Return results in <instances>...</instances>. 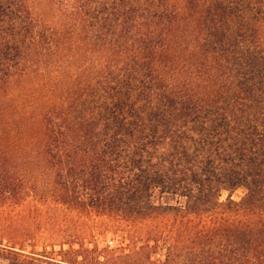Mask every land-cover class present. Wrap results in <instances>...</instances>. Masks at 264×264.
I'll use <instances>...</instances> for the list:
<instances>
[{"label": "trees", "instance_id": "trees-1", "mask_svg": "<svg viewBox=\"0 0 264 264\" xmlns=\"http://www.w3.org/2000/svg\"><path fill=\"white\" fill-rule=\"evenodd\" d=\"M49 2L48 19L35 0H0V117L28 85L12 106L30 149L0 144V210L34 194L127 243L91 246L62 224L51 249L0 242V257L264 264V0Z\"/></svg>", "mask_w": 264, "mask_h": 264}, {"label": "rangeland", "instance_id": "rangeland-1", "mask_svg": "<svg viewBox=\"0 0 264 264\" xmlns=\"http://www.w3.org/2000/svg\"><path fill=\"white\" fill-rule=\"evenodd\" d=\"M35 5L42 15L48 19L51 18L52 10L49 0H35ZM16 87L19 88L23 97L19 102L10 98L7 103L9 108L8 113L0 117V128L2 131L0 132V144L2 145L11 144L13 140L17 141L15 142L17 145H20L18 143L20 137L22 135L27 137L29 134L27 129L24 131V127L27 126L26 122L22 123V119L15 117L19 109H15L14 106H12L15 102L19 108L20 106L25 107L29 104V99L24 96L25 92H28V85L16 83L14 84V88ZM20 146L21 147L17 148L23 152V156L30 153V149L27 145ZM26 167L31 168V174L34 175L33 178L36 179L41 187H45V183L50 182L48 172L36 166L35 163L31 164L27 162ZM244 192L245 189H239L233 194V197L239 199L243 196ZM227 195L228 193L225 192L222 198L225 199ZM62 224L65 229H68L69 233L73 235L71 237H79L80 235L85 239L84 243L90 244L91 246L97 243L101 248L108 244L116 247L120 244L127 243L126 236H124L123 232L120 230L121 227L107 218H86L71 215L51 202L38 199L34 194L28 196L27 200L22 205L0 210V226H8L10 231V234L4 232L0 233L4 236L1 238L0 235V242L6 245H16L13 241H21V243L24 241L23 245L19 242L16 246L18 248H25L27 251H43L46 247L51 249L50 235L52 231L59 229V226ZM11 236L13 240H11ZM75 247H78L77 243H75ZM57 248H59V246H57ZM0 264L11 263L9 260L0 257Z\"/></svg>", "mask_w": 264, "mask_h": 264}]
</instances>
